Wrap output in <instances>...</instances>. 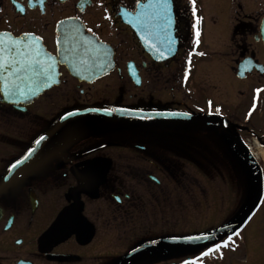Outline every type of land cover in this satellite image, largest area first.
I'll list each match as a JSON object with an SVG mask.
<instances>
[{"label":"flooded vegetation","instance_id":"flooded-vegetation-1","mask_svg":"<svg viewBox=\"0 0 264 264\" xmlns=\"http://www.w3.org/2000/svg\"><path fill=\"white\" fill-rule=\"evenodd\" d=\"M145 1L0 0V264H156L135 250L183 202L174 181L224 178L233 195L239 164L264 204V157L244 142L264 153V0H213L221 33L191 0ZM64 25L109 45L112 68L75 76Z\"/></svg>","mask_w":264,"mask_h":264},{"label":"rangeland","instance_id":"rangeland-1","mask_svg":"<svg viewBox=\"0 0 264 264\" xmlns=\"http://www.w3.org/2000/svg\"><path fill=\"white\" fill-rule=\"evenodd\" d=\"M191 1L193 17L197 20L198 29H204L207 33L213 30L221 33L223 29L220 26L216 30L212 26L215 18L219 19L218 23H221V26L224 23V18L219 15L221 10L218 2L213 0ZM246 98L247 95L244 97L239 95L238 103H243ZM236 167L237 179L234 184H236L237 191L233 195L229 191V184H225L224 178L207 179L204 191L199 189L198 181H174L171 190L175 197H182L183 202L158 212L157 228L152 238L183 237L231 220L232 216L251 197L247 189L249 174L246 167L242 164ZM214 188L219 190L216 195L213 192ZM262 198L260 196L258 200ZM143 235L144 233H141L135 237L133 245L128 239L129 235L127 237L125 235L127 242L124 241L125 248L115 251L126 252L136 242H139ZM234 237L203 245L154 247L151 248L152 250L142 251L139 255L148 258L151 253L156 257V264H185L186 261L189 264L191 260L199 259L203 264H255L257 261H262L264 256V204L262 201L237 230ZM215 245L221 247L217 249L219 250L218 255L205 258L204 255L211 252L209 249H216Z\"/></svg>","mask_w":264,"mask_h":264},{"label":"water","instance_id":"water-1","mask_svg":"<svg viewBox=\"0 0 264 264\" xmlns=\"http://www.w3.org/2000/svg\"><path fill=\"white\" fill-rule=\"evenodd\" d=\"M153 7L152 12L153 13H171V5L170 1L168 0V4L166 6L159 5V6H150L149 0L146 1V3L143 5V9L140 8L138 10H144L145 8ZM171 15V14H170ZM132 27L133 22H130ZM68 26V25H67ZM65 26L63 28V32L60 35V54L61 57H63L67 63V65L70 67L72 71H74V75H76L78 78H87V76L91 75V73H96L98 71H101L105 68H107V64L112 63V53L109 47L99 41L95 36L85 34L81 27H76V32L73 30H70L69 32H65L68 28ZM69 29V28H68ZM64 45H73L74 48H76L74 51H72V54L70 51L66 50L63 46ZM156 53V52H151ZM71 55H76V60L70 59ZM71 61V62H70ZM123 112L115 110L112 113H109V115H124ZM128 117H134V116H128ZM20 164L15 163V167H20L24 159H20ZM11 169V171L13 170ZM10 177V175H9ZM10 181V178H9ZM6 182L5 180L0 183V187H5ZM257 205V198L253 197L250 202L241 210V212L233 219V221L226 223L224 225H221L219 227L193 234L183 237H168V238H157L151 241H146L143 243L140 247H138L136 251H139L141 249L149 248V247H172V246H182V245H193V244H199V243H207L210 241L217 240L224 236L226 233H233L242 223L244 220L247 219V217L251 214V212L255 209ZM196 237L201 236L205 237L200 240H187L186 237ZM59 260H70L71 257H61L57 256L55 257Z\"/></svg>","mask_w":264,"mask_h":264},{"label":"snow or ice","instance_id":"snow-or-ice-1","mask_svg":"<svg viewBox=\"0 0 264 264\" xmlns=\"http://www.w3.org/2000/svg\"><path fill=\"white\" fill-rule=\"evenodd\" d=\"M149 3H150V6H159V5H164L166 6L168 4V0H149ZM25 35H29V34H25ZM198 35V33H197ZM0 43H3L2 41H0ZM3 49L0 48V52H2ZM13 55V57L15 56H27V53L26 52H20V51H15V52H12L11 53ZM7 63V60L6 59H3V58H0V67H4V64ZM259 91V90H257ZM41 139H43V137H41ZM21 161H17L16 164H20ZM16 165H13V167H15ZM205 237H201V236H196V237H186L185 239L187 240H200V239H203ZM216 248H219L220 245H215ZM213 249H209V251H212ZM203 255V253H202ZM185 264H188V262L186 261Z\"/></svg>","mask_w":264,"mask_h":264},{"label":"bare ground","instance_id":"bare-ground-1","mask_svg":"<svg viewBox=\"0 0 264 264\" xmlns=\"http://www.w3.org/2000/svg\"><path fill=\"white\" fill-rule=\"evenodd\" d=\"M251 151L253 153H256V156H261L262 158L264 157L263 150L261 149L260 145L258 143H255L253 147L251 148Z\"/></svg>","mask_w":264,"mask_h":264}]
</instances>
